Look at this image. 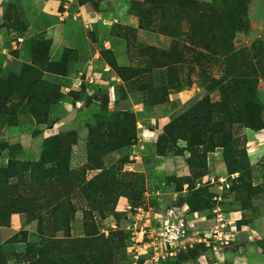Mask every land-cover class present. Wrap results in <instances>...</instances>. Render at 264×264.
Returning <instances> with one entry per match:
<instances>
[{"label": "rangeland", "instance_id": "374dc122", "mask_svg": "<svg viewBox=\"0 0 264 264\" xmlns=\"http://www.w3.org/2000/svg\"><path fill=\"white\" fill-rule=\"evenodd\" d=\"M76 1L100 11L105 34L125 39L129 63L119 64L102 47L101 57L63 88L45 71L64 73L63 60L76 59V51L64 50L62 62L52 63L49 40L37 38L28 45L30 62L17 67L5 65L0 52V264H247L249 249L264 253V237L247 242L238 233L243 223L264 217V155L249 160L246 130L252 128L233 123L225 129L237 140L228 154L236 151L242 180L237 171L222 181L223 189L218 176L215 189L203 181L205 190L184 192L179 175L191 172L194 186L204 172H228L224 147L214 146L221 138L209 131L206 144H192L183 127L172 125L207 94L220 99L205 79L223 74L221 60L214 56L206 65L205 79L196 65L190 84L170 89L165 59L151 48L169 50L172 37L118 17L122 8L137 17L133 4L143 0ZM10 8L5 23L21 33L24 25ZM245 19L234 48L257 40L264 48V0H248ZM88 24L93 38L96 25ZM114 59L128 68L123 75ZM187 71L185 65L176 76L187 80ZM90 72L102 73L100 80L86 81ZM257 87L264 103L263 79ZM217 196H232L222 207L245 209L243 217L217 215L228 223L193 237L178 207L189 200L192 209L212 207Z\"/></svg>", "mask_w": 264, "mask_h": 264}, {"label": "trees", "instance_id": "16d2710c", "mask_svg": "<svg viewBox=\"0 0 264 264\" xmlns=\"http://www.w3.org/2000/svg\"><path fill=\"white\" fill-rule=\"evenodd\" d=\"M247 2L219 0V5H216L215 0L206 3L199 0H143L132 7L140 28L159 30L173 39L169 50L156 51V48H151L154 55H161L165 59L170 89L181 90L185 81L190 84L191 72L196 65L199 77L205 79L206 65L214 56L221 60L223 74L205 79L207 90L218 89L220 99L214 101L207 94L172 125L174 128L183 127L192 144H206L204 134L209 131L221 138L219 143L214 141V146L224 147L228 172L238 171V180L243 179L244 167L234 159L236 151L228 154V145L237 140L225 129L233 126V123L252 129L264 128V103L257 95V83L260 79L264 80V48L260 40L240 49H235L233 45L236 32L247 26ZM111 64L122 75L128 69L120 66L116 59ZM185 65L188 66L187 80L181 78L180 74L176 76ZM237 151L247 156L245 149ZM185 180L190 188L194 187L189 176ZM196 190L201 192L205 189L198 187Z\"/></svg>", "mask_w": 264, "mask_h": 264}, {"label": "crops", "instance_id": "0c3cea01", "mask_svg": "<svg viewBox=\"0 0 264 264\" xmlns=\"http://www.w3.org/2000/svg\"><path fill=\"white\" fill-rule=\"evenodd\" d=\"M10 7L24 25L21 33L5 23L6 15ZM122 9L118 17L124 22L137 27V17L129 15ZM100 21H102V24ZM89 22L96 25L95 36L93 38H90L87 31ZM105 24L106 21L100 11L94 9L88 2H79L76 0H0V52L6 53L1 57L2 62H5V65L10 67H17L23 63L30 62L28 45L37 38H47L50 42V62H62L64 50L76 51L79 58L81 57V59L78 56L76 59L74 57L65 58L63 60L65 64L64 73L50 70L45 71V75H48L51 80L60 83L63 88L70 86V81H77L79 73L87 69L88 62L96 61V59L101 57L100 49L102 47L111 50L119 64H128L129 57L127 56L125 39L111 32L105 34L103 31L105 28L103 25ZM12 51L16 52L13 54ZM246 133L248 137L247 147L249 160L254 163L264 155V128L257 131L247 129ZM222 169L225 171L226 166H222ZM190 174L191 172H179V175L184 178L190 176ZM237 175L238 173L207 172L202 175L201 181L197 180L194 188H198L204 181L210 188L215 189L216 187L212 186V184L216 182L218 176H220L218 178L220 181L218 186H223L224 188L222 181H228V178L230 180L231 177L235 179ZM227 185L228 182H226ZM253 185H258V182H254ZM188 188H190L189 182L184 180V192ZM231 191L229 190V192ZM217 197L219 201L212 207L192 209L188 201H185L178 207L184 221L188 226L190 225L189 227L192 229L193 237L199 234L201 230L206 231L209 228L214 230L215 226L219 229L221 225L228 223L227 217L225 219L221 216L216 218L217 215H229L228 217L232 218V215L235 214V221H239L243 217L245 209H237L235 213L225 211L222 207L231 202L229 200H231L232 196L230 198L228 196L224 198L226 202L224 200L220 201L222 197ZM257 201L258 199H253V204L255 205ZM238 233L247 242H253L263 238L264 217L258 215L254 218V222L243 223ZM249 250L246 256L248 259L247 264L264 263V253L259 252V248L254 247Z\"/></svg>", "mask_w": 264, "mask_h": 264}, {"label": "built area", "instance_id": "2783aa9c", "mask_svg": "<svg viewBox=\"0 0 264 264\" xmlns=\"http://www.w3.org/2000/svg\"><path fill=\"white\" fill-rule=\"evenodd\" d=\"M94 73L90 72L86 74V81H88L91 84L97 82L101 78L102 73H98V72H94ZM220 187L223 188V186Z\"/></svg>", "mask_w": 264, "mask_h": 264}]
</instances>
